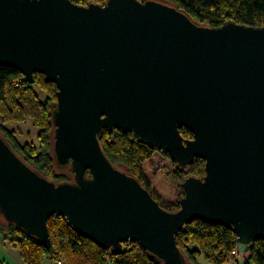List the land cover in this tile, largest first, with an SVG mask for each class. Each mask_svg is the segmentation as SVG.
Segmentation results:
<instances>
[{
  "label": "water",
  "instance_id": "95a60500",
  "mask_svg": "<svg viewBox=\"0 0 264 264\" xmlns=\"http://www.w3.org/2000/svg\"><path fill=\"white\" fill-rule=\"evenodd\" d=\"M0 66L55 85L52 157L72 171L50 180L0 135L6 222L49 247L57 214L102 247L136 242L165 264H189L176 234L193 219L231 229L243 252L264 241V26H210L169 0H0ZM104 129L179 167L200 158L204 175L184 176L166 210L108 159Z\"/></svg>",
  "mask_w": 264,
  "mask_h": 264
},
{
  "label": "trees",
  "instance_id": "16d2710c",
  "mask_svg": "<svg viewBox=\"0 0 264 264\" xmlns=\"http://www.w3.org/2000/svg\"><path fill=\"white\" fill-rule=\"evenodd\" d=\"M73 1L85 4L89 0ZM92 1L102 3L104 0ZM169 1L185 10L196 21L210 26H218L225 20L264 26V0ZM36 75L40 76L39 83L48 94L44 100H41L34 91V81H26L14 68L0 66V117L3 123L32 119L34 125L39 128L38 145H19L2 129L1 123L0 135L29 166L44 177L59 182L57 179L65 180L68 177L58 172L51 151L50 111L55 101L56 88L53 83L45 82L42 74L36 73ZM180 132L184 136H191L190 131L184 127L180 128ZM99 141L108 159L136 177L159 205L169 211L178 207L177 199L183 193L180 186L183 177L204 175L202 159L194 158L188 166L179 167L166 153L150 147L129 132L104 129ZM67 172H72L69 167ZM6 224L9 226V230L3 228L6 238L13 241L20 251L21 258L27 264H40V257L50 252H55L63 260L62 264H165L142 249L136 242L124 241L119 249L102 247L73 230L61 216L51 215L47 220L49 247L13 223ZM12 230L17 232L19 237L14 236ZM187 241L195 243L196 246L188 247ZM176 243L191 264L198 251H203L208 259L219 262L235 248L239 250L235 234L231 229L220 224H209L200 219L186 223L177 232ZM246 252L254 264H264L262 239L255 240ZM72 256H76L77 259L71 263ZM0 264L6 263L0 261Z\"/></svg>",
  "mask_w": 264,
  "mask_h": 264
},
{
  "label": "rangeland",
  "instance_id": "374dc122",
  "mask_svg": "<svg viewBox=\"0 0 264 264\" xmlns=\"http://www.w3.org/2000/svg\"><path fill=\"white\" fill-rule=\"evenodd\" d=\"M33 79H34L33 80L34 81V84H33L34 91L37 93L38 97L41 100L46 99L48 94L46 92V89L44 87H42L41 84L39 83V81L41 80L40 76L35 74ZM0 123L3 126L2 129L8 133L10 138L13 137V139L19 145H23V144L24 145H30V144L32 145L33 144L35 146L38 145V137L37 136H38L39 128L36 125H34L32 119L28 118V119H25L23 121L16 122V123H8V122L3 123L1 120V117H0ZM50 135H51V150H52L53 137H52L51 131H50ZM56 168L60 174L66 175L68 177L65 180L64 179L61 180L59 178V179H57V181L61 182V181L72 180V172H67L68 165L57 166ZM57 216H59V215L54 214V217H57ZM6 223L7 222L5 221V219L0 214V234L2 235V238L6 241V243H8V245H10L11 247H13L19 251V249L15 246L13 241H10L11 240L10 238H6V235L4 233V229L9 230V226ZM12 232L14 233V236L19 237V234L17 232H15L13 230H12ZM60 238L65 239L63 236H60ZM187 244H188V247H192V248L196 246V244L191 242V241H187ZM235 249H236L235 254H232V253L227 254L225 256V258H223V261H219V262L208 259L203 251H201V252L198 251L197 256H195V259L192 261V264H254L248 258L249 256H248V253L246 251L243 252V251L237 250V248H235ZM19 254H20V251H19ZM20 257H21V255H20ZM75 259H77V257L72 256L71 257V263ZM43 261H50L51 264H58V262H59V264L63 263V260L58 255H56L55 252L54 253L50 252L44 256H41L39 263L42 264ZM189 264H191V263L189 262Z\"/></svg>",
  "mask_w": 264,
  "mask_h": 264
},
{
  "label": "crops",
  "instance_id": "0c3cea01",
  "mask_svg": "<svg viewBox=\"0 0 264 264\" xmlns=\"http://www.w3.org/2000/svg\"><path fill=\"white\" fill-rule=\"evenodd\" d=\"M0 261L6 264H26L20 257L19 251L6 243L0 234ZM42 264H51L43 261Z\"/></svg>",
  "mask_w": 264,
  "mask_h": 264
},
{
  "label": "built area",
  "instance_id": "2783aa9c",
  "mask_svg": "<svg viewBox=\"0 0 264 264\" xmlns=\"http://www.w3.org/2000/svg\"><path fill=\"white\" fill-rule=\"evenodd\" d=\"M55 215H57V214H55ZM231 253L235 254L236 253V249L232 250ZM58 264H59V262H58Z\"/></svg>",
  "mask_w": 264,
  "mask_h": 264
}]
</instances>
